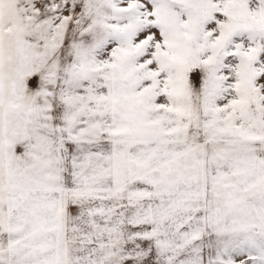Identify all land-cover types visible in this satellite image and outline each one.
Returning a JSON list of instances; mask_svg holds the SVG:
<instances>
[{
    "label": "snow or ice",
    "instance_id": "snow-or-ice-1",
    "mask_svg": "<svg viewBox=\"0 0 264 264\" xmlns=\"http://www.w3.org/2000/svg\"><path fill=\"white\" fill-rule=\"evenodd\" d=\"M0 264H264V0H0Z\"/></svg>",
    "mask_w": 264,
    "mask_h": 264
}]
</instances>
